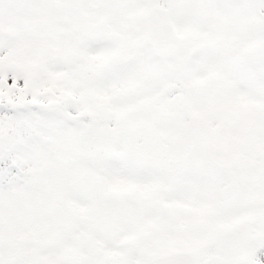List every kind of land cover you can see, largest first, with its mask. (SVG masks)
Wrapping results in <instances>:
<instances>
[{"label":"snow or ice","instance_id":"1","mask_svg":"<svg viewBox=\"0 0 264 264\" xmlns=\"http://www.w3.org/2000/svg\"><path fill=\"white\" fill-rule=\"evenodd\" d=\"M0 264H264V0H0Z\"/></svg>","mask_w":264,"mask_h":264}]
</instances>
